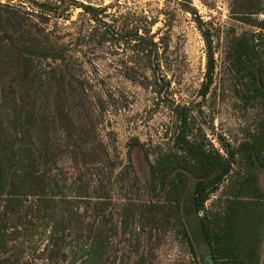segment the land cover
Returning a JSON list of instances; mask_svg holds the SVG:
<instances>
[{"label": "rangeland", "instance_id": "374dc122", "mask_svg": "<svg viewBox=\"0 0 264 264\" xmlns=\"http://www.w3.org/2000/svg\"><path fill=\"white\" fill-rule=\"evenodd\" d=\"M22 29H38L56 55L20 52L31 38ZM203 32L214 58L205 94ZM241 34L264 37V0H0V144L3 136L5 149H16L29 112L49 145L39 165L49 175L46 202L25 201L38 209L29 226L19 209L8 214L0 264H210L182 146L225 155L224 146L259 132L264 99L241 68L258 61L264 76V49L236 67L227 51ZM29 69L44 82L24 81ZM243 174L238 152L229 176ZM257 183L264 191V168Z\"/></svg>", "mask_w": 264, "mask_h": 264}, {"label": "trees", "instance_id": "16d2710c", "mask_svg": "<svg viewBox=\"0 0 264 264\" xmlns=\"http://www.w3.org/2000/svg\"><path fill=\"white\" fill-rule=\"evenodd\" d=\"M245 10L248 9L240 11L239 14L242 15L238 16H245L247 13ZM22 31L31 35V47L21 46L20 52H31L32 55L35 54L40 58L56 55L47 39L39 36L38 29H34L33 32L23 29ZM203 36L207 46L206 75L202 87V94H205L212 80L214 58L204 32ZM253 40L244 34L233 37L227 51L233 65L237 67L247 62L246 58L250 55L256 58L261 45L264 49V37L259 38L256 43ZM260 65L258 61L256 64L250 61L241 69L246 70L251 77L253 95L264 99V76L257 71V66ZM21 67H24L23 62ZM23 77L27 83H36L42 80V73L39 69L36 71L29 69ZM40 83L41 81L38 84ZM37 119L38 117L33 113L25 114L20 123L18 136L15 137L16 149L12 152L5 149L3 136L1 137L0 146L4 149L0 151V241L2 242L5 222L10 212L19 209L18 212L24 218L25 225L29 226L38 219L36 215L38 209L27 210L25 201L28 202L31 196L40 204L46 202L42 196L45 194L44 188L48 185L49 175L47 169L39 173V165L45 167L47 164L46 151L49 145L46 135H43L45 129L39 125ZM256 134L253 140L239 143L236 149H231L229 145L224 146L225 155L218 150L206 149L188 140H185L182 146L186 153L185 170L196 178L192 185L190 200L196 212H203L199 218V229L205 241L210 264H258L264 217V191L257 183V175L264 168V119L260 122L259 132L257 131ZM238 152L243 156L244 174L231 179L229 173L233 157ZM182 186H185V182ZM220 186L222 190L215 205L203 211L204 203ZM151 221L153 225H150V230L158 228L154 225L153 218ZM181 232L196 263L194 244L182 224Z\"/></svg>", "mask_w": 264, "mask_h": 264}]
</instances>
